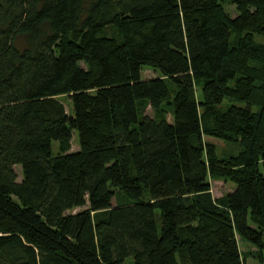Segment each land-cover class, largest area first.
<instances>
[{
	"label": "trees",
	"instance_id": "trees-1",
	"mask_svg": "<svg viewBox=\"0 0 264 264\" xmlns=\"http://www.w3.org/2000/svg\"><path fill=\"white\" fill-rule=\"evenodd\" d=\"M235 11L0 0V264H264V0Z\"/></svg>",
	"mask_w": 264,
	"mask_h": 264
},
{
	"label": "rangeland",
	"instance_id": "rangeland-1",
	"mask_svg": "<svg viewBox=\"0 0 264 264\" xmlns=\"http://www.w3.org/2000/svg\"><path fill=\"white\" fill-rule=\"evenodd\" d=\"M235 1L236 0H224V8L230 17H234L236 15ZM254 39H255V42L257 44L264 46V38L263 37L255 36ZM248 65L254 66V64L252 62H248ZM158 76H159L158 72H156L155 70L148 68V67L143 68V70L141 72V77L144 80L156 78ZM59 100L64 104L65 109L67 111H69L70 105L67 102V100L64 97H59ZM230 104L239 105L235 101L225 100L222 104V107L226 108ZM164 109L166 110L168 118L170 120L171 115H172L171 107L168 105H164ZM253 111H257V109L253 108ZM204 140L206 142L212 143L216 147V154L220 158H223V157L226 158L228 156H235L239 153V150H240L236 144H229V143L223 142L219 139H215V138H211V137H204ZM77 150H78V143H77L76 134H74L72 141H71V150L70 151L74 152ZM52 151L54 154H57L58 145L56 142L52 143ZM15 170H16V173L18 176V181H20L21 180L20 167L17 166L15 168ZM209 185H210V193H211V196L214 200L223 198L224 196H226V194L230 193L234 189V185L230 181L222 179V178H219V179L210 178L209 179ZM113 205H115V201L113 202ZM192 209L194 210L195 208L193 207ZM80 210H82V209H75L72 211V213L78 212ZM195 213H198V210L195 209ZM184 228H185V226L182 225V223H181L179 225L180 233L184 234ZM246 245H248V244H246ZM178 260H179V264H188L187 260H186L185 253H183V252L179 254ZM130 263H131V261L129 260L125 264H130ZM246 264H259L258 255L256 253L248 254L246 256Z\"/></svg>",
	"mask_w": 264,
	"mask_h": 264
}]
</instances>
